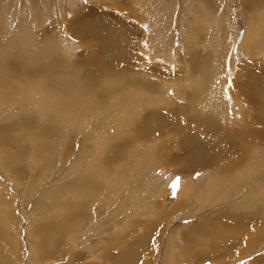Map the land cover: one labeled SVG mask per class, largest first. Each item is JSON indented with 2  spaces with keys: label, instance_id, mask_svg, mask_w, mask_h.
I'll return each instance as SVG.
<instances>
[{
  "label": "rangeland",
  "instance_id": "rangeland-1",
  "mask_svg": "<svg viewBox=\"0 0 264 264\" xmlns=\"http://www.w3.org/2000/svg\"><path fill=\"white\" fill-rule=\"evenodd\" d=\"M95 81L104 96L87 93ZM0 82V264H120L122 238L131 264H264V0H0ZM221 129L257 141L230 184L205 189L224 169L213 154L232 157ZM102 158L105 178L77 180ZM81 182L85 206L72 201ZM188 188L182 208L160 204ZM67 212L77 230L50 242ZM224 215L262 231L212 257L203 225Z\"/></svg>",
  "mask_w": 264,
  "mask_h": 264
},
{
  "label": "bare ground",
  "instance_id": "bare-ground-1",
  "mask_svg": "<svg viewBox=\"0 0 264 264\" xmlns=\"http://www.w3.org/2000/svg\"><path fill=\"white\" fill-rule=\"evenodd\" d=\"M108 40V39H107ZM105 42V45H104V51L106 52L105 54H107V56H114V57H123L124 56V54H125V52H124V50H120V48L118 47V44L116 43V41L114 42L112 39H109L108 41H104ZM91 47V46H90ZM106 59V58H105ZM118 59V58H117ZM116 59V60H117ZM125 61V60H124ZM121 62V61H120ZM3 65V64H2ZM13 65V64H12ZM107 66V65H106ZM4 68V67H3ZM31 71V70H30ZM96 73V72H95ZM2 75V77H3V74H1ZM99 76V75H98ZM8 77V76H7ZM5 78V77H4ZM124 78V77H123ZM2 79V78H1ZM96 79H98V78H96ZM96 79H94V80H96ZM104 79V78H103ZM3 80V79H2ZM5 80V79H4ZM2 84V82H0V85ZM15 84H16V82H15ZM91 84L93 85V88H92V91H89V92H87V93H92V92H96L98 95L99 94H104L105 93V90H104V88L101 86V88L100 89H97L96 88V85H98L99 84V81H95V83L93 84L92 82H91ZM12 86V85H11ZM52 86V85H51ZM89 87H91L90 85H88ZM3 87V86H2ZM10 89V88H9ZM90 90H91V88H90ZM44 93V92H43ZM46 93V92H45ZM85 93V92H84ZM35 94V93H34ZM89 94V95H90ZM40 95V94H39ZM91 96V95H90ZM92 96H93V94H92ZM100 96V95H99ZM104 96V95H103ZM85 97V96H84ZM101 97V96H100ZM107 97V96H106ZM41 98L42 97H38V100H37V102L38 103H41V104H43V102H44V99H42V101H40L41 100ZM45 98V101L46 102H48L49 104H51V109H53L54 110V106L56 105V99H53L54 97H50L49 99H48V97H44ZM56 98V97H55ZM81 98V97H80ZM90 98V97H89ZM94 98V97H93ZM96 98V97H95ZM85 99V98H84ZM91 99V98H90ZM50 100V101H49ZM96 100V99H95ZM55 101V102H54ZM74 101V100H73ZM77 101V100H76ZM82 101H86V100H82ZM87 101H89V100H87ZM45 102V103H46ZM62 102V101H61ZM92 102V101H91ZM73 103V102H72ZM84 103V102H83ZM89 103V102H88ZM60 104V103H59ZM81 104V103H80ZM79 105V104H78ZM92 105V104H91ZM47 106H48V104H47ZM50 106V105H49ZM60 106V105H59ZM58 106V107H59ZM63 106H64V104H63ZM62 106V107H63ZM70 106V105H69ZM69 106H68V108H69ZM85 106V105H84ZM89 106V105H88ZM67 107V106H66ZM66 107H65V109H66ZM73 107H74V105H73ZM79 109V108H78ZM69 112L71 111V110H68ZM58 113H60V111H57ZM57 112H54V113H56L57 114V116H60V117H62L63 118V116L62 115H58V113ZM74 112V111H73ZM72 112V113H73ZM52 113H53V111H52ZM71 113V112H70ZM68 115H69V113H67ZM73 114H75V113H73ZM55 116V115H54ZM70 116V115H69ZM79 116V115H78ZM66 117H67V115H66ZM73 119V118H72ZM213 120V119H212ZM40 121V120H39ZM155 121V120H154ZM55 123V122H54ZM62 123V122H61ZM158 125V124H157ZM211 125H215V124H211ZM46 127V126H45ZM190 127H192V126H190ZM264 127V126H263ZM186 128V127H185ZM57 129V128H56ZM186 130V129H185ZM192 130H193V128H192ZM257 131V138L261 141V139L259 138V136H264V129H258V130H256ZM15 132V131H14ZM49 132V131H48ZM191 132H193V131H191ZM219 135H218V137L219 138H222L223 140H227L228 141V143H232V145L234 146L233 147V150H231V151H233L232 153H231V155H232V157H233V155H234V157L232 158L231 157V159H229L228 157H227V155L225 154V155H223L224 153H222V151L221 150H218V151H216L214 154H213V163H214V165L215 164H221L222 166V168H224L222 171H220V172H216V177L219 179L218 181H216V182H213L212 180H210V179H205L206 181L204 182V186H205V189L207 188V186L209 187V186H211V187H215V188H217V189H219V187L220 188H222L223 187V185H228V184H230V180H231V178L229 177V174H231V172L235 169H239L240 168V166L239 165H242L243 163H244V161H245V159H246V152H247V144L248 143H246L247 141H249V140H253V139H255V137H253V133L252 132H247L246 130H244V131H240V132H238V131H236V130H220L219 131ZM161 138V137H160ZM206 138V137H205ZM262 138V137H261ZM217 139V138H216ZM253 141H257V140H253ZM219 142V141H218ZM165 143V142H164ZM226 143V142H225ZM245 143H246V150L245 151H243V149H244V145H245ZM225 145V144H224ZM212 146V145H211ZM40 147V144H37V148H39ZM221 147V146H220ZM101 148V147H100ZM97 149H98V147H97ZM125 149V148H124ZM164 149V148H163ZM225 149V148H224ZM121 150V149H120ZM230 151V150H229ZM111 152V151H110ZM119 152H121V151H119ZM213 152V151H212ZM113 153V152H112ZM122 153V152H121ZM229 153V154H230ZM109 154V153H108ZM114 154V153H113ZM116 154V153H115ZM117 154H118V151H117ZM185 154V153H184ZM104 155H106V153L104 154ZM118 155H120V154H118ZM109 156V155H108ZM112 156V158H116L117 159V157H113V155H111ZM253 156V155H252ZM118 157H120V156H118ZM103 158H105V157H103ZM101 159L100 160V162L99 161H97L96 160V163L98 164V166H97V169H94V170H92L91 171V173H88V174H84V172H82V174L80 173V175L77 177V180H86V181H88V180H90V181H95V183H97L98 184V181H100L101 179H103V177L105 178L111 171H103V170H101V169H99V165H101V163H102V160L104 161L105 159ZM111 158V157H110ZM111 158V159H112ZM107 159H109L108 157H107ZM256 159V158H255ZM110 160V159H109ZM233 161V160H235V162H232V164H229V161ZM251 161H253V159H250ZM249 160V161H250ZM107 161V160H106ZM208 161V160H207ZM247 161V160H246ZM248 161V162H249ZM250 161V162H251ZM87 162V161H86ZM93 162V161H92ZM108 162V161H107ZM109 162H111V160L109 161ZM209 162V161H208ZM106 163V162H105ZM86 164V163H85ZM94 164V163H93ZM115 164V163H114ZM254 164V163H253ZM256 164V163H255ZM95 165V164H94ZM109 164H107V166H108ZM249 165V164H248ZM78 167V166H77ZM84 167V166H83ZM85 167H86V165H85ZM95 167V166H94ZM110 167V166H109ZM108 167V168H109ZM80 168V167H79ZM88 168V167H87ZM112 168V167H111ZM110 168V169H111ZM242 168V167H241ZM246 168V167H245ZM244 168V169H245ZM250 168V167H249ZM99 169V170H98ZM243 169V168H242ZM255 169V168H254ZM91 170V169H90ZM100 170H101V172H100ZM259 170V169H258ZM86 171V170H85ZM102 171H103V173H102ZM212 171V170H211ZM237 171V170H236ZM256 171V170H255ZM261 172V171H260ZM263 172V171H262ZM94 174L93 176H91V174ZM256 174V173H255ZM98 177L99 176V178L98 179H93L94 177ZM103 176V177H102ZM258 176V175H257ZM112 177H115V176H113V174H112ZM252 177V176H251ZM261 178H262V180H264L263 179V176H262V174H261V176H260ZM111 178V177H110ZM253 178H255V177H253ZM88 179V180H87ZM257 179V178H256ZM111 180V179H110ZM242 180V179H241ZM116 181V180H115ZM119 181V179L116 181V182H118ZM243 181V180H242ZM246 182V181H245ZM259 181H257V183H258ZM65 183V182H64ZM78 183V182H77ZM82 183V182H81ZM109 183V182H108ZM119 183V182H118ZM210 183V184H209ZM262 182H260V185L262 186V184H261ZM83 184V183H82ZM87 184V183H86ZM78 185V184H76V189L77 190H75L76 192H75V196L77 197V198H72V201H73V199H75V200H79V203L81 204L82 202H83V200L84 199H82V200H80L81 198H83V197H87V201L85 200L84 202H86V203H84V206H85V204L87 205L88 203H89V196H90V193L92 192V191H94V189L92 190V191H89V188H88V186L87 185ZM103 184V183H102ZM106 184V183H105ZM110 184V183H109ZM116 184V183H115ZM120 184V183H119ZM170 184V183H169ZM169 184H165V186H168ZM264 184V183H263ZM71 185H72V183H71ZM172 185V184H171ZM247 185H248V183H247ZM107 186V185H106ZM109 186V185H108ZM106 187V188H110V187ZM164 186V187H165ZM203 186V187H204ZM219 186V187H218ZM251 186V185H250ZM97 187V186H96ZM100 187H101V185H100ZM161 188V192H165V190L166 189H168V187H165V188ZM184 187V186H183ZM255 187V186H254ZM186 188V187H185ZM253 188V187H252ZM262 188V187H261ZM260 188V189H261ZM209 189V188H208ZM213 189V188H212ZM257 189H259V188H257ZM257 189H256V191H257ZM65 190V189H64ZM71 190V189H70ZM102 190V189H101ZM179 190V189H178ZM178 190H176V194H177V191ZM181 190H184V188H182ZM186 190V189H185ZM248 190V189H247ZM255 190V189H254ZM58 191H60V190H58ZM95 191H96V189H95ZM158 191V190H157ZM170 191V190H169ZM187 191V190H186ZM194 191V192H193ZM212 191V190H211ZM214 191V190H213ZM222 191V190H221ZM261 191V190H260ZM263 191V190H262ZM112 192V191H111ZM114 192V191H113ZM171 192V191H170ZM218 192V191H217ZM258 192V191H257ZM101 193H103L102 191L99 193V194H101ZM158 193V192H157ZM160 193V192H159ZM166 193V192H165ZM213 193H215V192H213ZM164 194V193H163ZM220 194V193H219ZM103 195V194H102ZM160 195V194H159ZM166 195V196H165ZM164 196V198H163V201H161L160 202V204H162V205H167V207H168V209L169 210H171V211H173V210H176V209H178L179 207H181L180 205V203L179 202H177V200H178V198L180 197V195L181 196H184V197H189V196H193V197H197V196H195L196 195V193H195V190H191L190 188H188V191L187 192H184L183 193V191H181L179 194H177L176 196H168V193L167 194H165ZM170 195V194H169ZM72 196H74V195H72ZM110 196V195H109ZM211 196H212V194H211ZM260 196V195H259ZM258 196V197H259ZM199 197V196H198ZM71 198V197H70ZM100 198V197H99ZM199 198H201V197H199ZM183 199V198H182ZM190 199V198H189ZM260 199V198H259ZM254 200V199H253ZM261 200V199H260ZM105 201V200H104ZM69 202V201H68ZM183 202V201H182ZM181 202V203H182ZM74 203V202H73ZM72 203V204H73ZM75 204V203H74ZM92 204V203H91ZM183 204V203H182ZM185 204V203H184ZM73 206H75V205H73ZM82 206L83 205H81V206H79V208L78 207H76L74 210V212L73 213H77L80 209H82ZM185 206V205H184ZM71 207V206H70ZM116 207V206H115ZM162 207V206H161ZM167 207H165L166 209V211H167ZM183 207V206H182ZM181 207V208H182ZM67 208V207H66ZM164 208V207H163ZM157 210V209H156ZM82 211H85V210H82ZM224 212V211H223ZM256 212H258V211H256ZM73 213H71V214H73ZM167 213V212H166ZM172 213V212H171ZM227 213V212H226ZM71 214H69L68 212H67V214H65L66 216V219H64L65 220V222L63 223V225H62V223H57V225L59 224V225H62L63 226V229H61V231H59L58 230V228H57V226H56V223H53L52 225V227H54V228H57V230H58V233H59V237L58 236H52V235H50L51 236V239H50V236H48L49 234H47L46 236H48L49 238V240H50V242H53V240L54 241H57V240H61L62 238H64V239H66V237H67V235L69 234V233H71L72 231H75V230H77L75 227V230H72L73 228V226L72 225H70V223H67V221H70L68 218H70L71 220H72V216H71ZM85 214V213H84ZM155 214V213H154ZM74 216V215H73ZM76 216V215H75ZM74 216V217H75ZM84 216V215H83ZM86 216V215H85ZM164 216H165V214H164ZM225 217H221V219H219V220H217L218 222H216V223H213V224H204L203 226H204V228H205V230L207 231V230H210L211 231V233H212V237L213 238H215V240H213L212 239V241H214V244H213V246H214V249H215V251L214 252H211L212 253V255H209V256H212V257H214V254H218V249H216V247L219 245V242H227V240H230V241H233V243H234V240H239V241H241V244L243 245L244 243H246V241H248V237H249V235L250 234H253L254 236H256L255 234H258V232L260 233L262 230H264V228H263V226L261 225V227L263 228L262 230L261 229H259V230H257V232L256 231H251V232H249L250 230V228L247 230V227L245 226V222H246V220L244 221V219H240L239 218V220H236L234 217H232V216H229V215H224ZM161 217H163L162 215H160V219L162 220V218ZM215 217V216H214ZM218 218V217H217ZM75 219V218H74ZM263 219V218H262ZM145 220H147V219H145ZM144 220V221H145ZM261 220V219H260ZM214 221V220H213ZM216 221V220H215ZM244 221V222H243ZM249 221V220H248ZM248 221L246 222V223H248ZM163 221H161V223H162ZM212 222V221H211ZM250 222V221H249ZM252 222V221H251ZM159 223V222H158ZM77 224H75V226H76ZM163 225H164V223H163ZM253 225H254V223H253ZM253 225L251 224L250 226L251 227H253ZM58 227H60V226H58ZM48 228V227H47ZM148 228H149V225L147 224V223H145V222H143V220H142V222H138L137 223V229H135L134 231H135V237H137L138 239H139V243L140 244H142L143 245V243H144V241L146 240L145 238H146V233H148ZM152 228V227H151ZM68 230V232L69 233H67V230ZM43 231H44V229H43ZM48 231H49V229H48ZM53 231V230H52ZM56 233H57V231H56ZM134 233V232H133ZM46 234V233H45ZM248 234V235H247ZM75 235V234H74ZM261 235V234H260ZM45 236V237H46ZM66 236V237H65ZM134 236V235H133ZM145 236V237H144ZM251 236V235H250ZM147 237H148V235H147ZM192 237V236H191ZM132 238V237H131ZM130 238V239H131ZM238 238V239H237ZM240 238V239H239ZM255 238V237H254ZM122 240V241H121ZM120 240V242H119V244L117 245V250H119V257H118V260H119V263L121 264H131V261H134V260H132L131 259V257L133 256V249L131 250V249H126L125 248V246H124V243H126V239L124 238H122ZM39 241H41L40 239H39ZM229 241V242H230ZM253 241V240H252ZM259 241V240H258ZM257 241V242H258ZM43 242V241H42ZM42 242H38L39 244H41ZM45 242V241H44ZM60 242V241H59ZM58 243V242H57ZM65 243V242H64ZM138 243V244H139ZM60 244V243H59ZM231 244V243H230ZM248 244V243H247ZM53 245H55V244H53ZM42 246V245H41ZM221 246V245H220ZM244 246V245H243ZM135 247L137 248L138 246L137 245H135ZM245 248L247 247V246H244ZM133 248V247H132ZM57 250V249H56ZM136 250V249H135ZM132 252V253H131ZM225 252V251H224ZM210 253V254H211ZM227 255H228V257H230V250H228L227 251ZM238 255V254H237ZM111 257V256H110ZM216 257V256H215ZM224 258V257H223Z\"/></svg>",
  "mask_w": 264,
  "mask_h": 264
}]
</instances>
